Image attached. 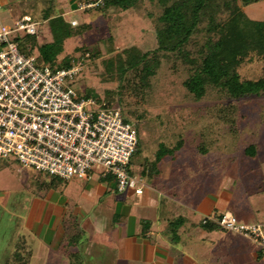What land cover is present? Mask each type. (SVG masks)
I'll return each mask as SVG.
<instances>
[{
    "label": "crops",
    "instance_id": "1",
    "mask_svg": "<svg viewBox=\"0 0 264 264\" xmlns=\"http://www.w3.org/2000/svg\"><path fill=\"white\" fill-rule=\"evenodd\" d=\"M15 1L0 0V29L23 15L33 19L23 8H13ZM24 1L32 10L30 3L36 0ZM40 1L49 3L51 16L75 20L76 25L70 14L96 10L79 8L95 0ZM44 8L39 17L49 24ZM123 11L128 10L102 13L122 18ZM81 27L87 30L88 24ZM178 155L169 157L174 162ZM249 157L251 164L231 177L226 175L231 167L211 176L176 167L142 177L133 173L140 163H131L130 174L142 178L141 193L118 192L112 175L62 180L18 171L28 196L22 206L14 192L0 189V226L8 221L0 235V264H55L57 258L59 264H264V247L202 225L210 212L230 211L241 222L264 226V158Z\"/></svg>",
    "mask_w": 264,
    "mask_h": 264
},
{
    "label": "rangeland",
    "instance_id": "2",
    "mask_svg": "<svg viewBox=\"0 0 264 264\" xmlns=\"http://www.w3.org/2000/svg\"><path fill=\"white\" fill-rule=\"evenodd\" d=\"M28 4L27 1L16 0L11 6L23 8L37 21V46L51 43L52 30L48 22L39 17L49 3L31 2L32 10L27 8ZM244 11L250 19L264 20V0L249 4ZM123 12H120L122 18L117 13L103 14L99 10L70 14L69 17L78 22L75 28L86 23L88 29L67 38L59 57L70 56L80 60L82 48L88 49L83 53H94L88 60L82 59L86 64L83 72L69 81L81 95L95 97V92L100 96L110 94L120 102L119 107L124 110L138 137L131 163L134 166L138 162L140 164L133 173L141 172L144 177L149 172L187 167L203 176H211L219 168L228 171L231 167L226 173L231 177L236 169L240 171L241 167L247 168L251 164V158L245 151L248 146H255L257 156L264 158V93L233 98L223 89L206 83L204 94L195 97L184 85L193 72L192 65L186 56L181 57L177 52L157 53L158 65L147 80H142L139 70L126 68L124 75L120 76L115 65L107 66L109 61H125L126 48L135 46L144 51L154 47L150 22L154 15L152 5L143 1L136 10ZM207 26L204 19L186 47L189 58L193 60H199L198 50L206 38L212 36L211 33L207 35ZM24 36V33L19 35L21 38ZM24 46L30 48L28 42ZM33 52L40 58L38 47ZM38 64L44 65L39 60ZM237 71L242 80H255L263 75L264 62L251 54ZM128 110L132 113H127ZM169 149L174 150L170 153ZM178 152L176 161L172 162L169 156ZM160 154L161 162L157 157ZM13 162L12 159H0V189L14 192L23 206V199L28 195L17 172L26 175L25 172L35 170ZM45 176L42 178H47ZM7 224L6 218L0 226V235L7 231ZM1 240L0 250L4 245ZM53 261L60 263L59 258Z\"/></svg>",
    "mask_w": 264,
    "mask_h": 264
},
{
    "label": "built area",
    "instance_id": "3",
    "mask_svg": "<svg viewBox=\"0 0 264 264\" xmlns=\"http://www.w3.org/2000/svg\"><path fill=\"white\" fill-rule=\"evenodd\" d=\"M103 2L81 3L79 8ZM69 23L76 25L75 20ZM20 33L37 34L30 16L0 29V159L62 180L92 173L102 178L112 175L118 192L141 193L142 178L128 171L138 137L123 109L72 87L69 80L86 65L82 59H71L67 67L39 65L34 54L20 50L16 40ZM202 223H213L264 247V226L241 222L230 211H212Z\"/></svg>",
    "mask_w": 264,
    "mask_h": 264
},
{
    "label": "trees",
    "instance_id": "4",
    "mask_svg": "<svg viewBox=\"0 0 264 264\" xmlns=\"http://www.w3.org/2000/svg\"><path fill=\"white\" fill-rule=\"evenodd\" d=\"M143 1L154 8V15L150 19L153 26L154 47L142 51L131 46L125 50V61L121 59L109 61L107 66L111 68L115 65L120 76L124 75V69L129 68L139 70L142 80H147L154 74L158 65L157 53L177 52L181 57L186 56L192 65L193 72L184 85L195 97L204 94L206 83L223 89L233 98L264 93V72L258 79L242 80L237 71L242 61L251 54L259 56L264 62V20L250 19L244 11L246 6L260 0H104L102 5L94 8L103 13L111 8L133 11ZM50 11V7L46 9L43 19H49L53 33L51 43L37 46L36 35H25L24 38L17 37L16 40L20 50L26 54H33L34 48L38 47L40 58L37 60L44 65L57 68V63L60 62L67 67L73 58L59 57L63 51V44L67 38L79 34L85 28H75L61 16H51ZM204 19L207 20L208 25L207 35L211 33L212 36H208L201 45L198 50L199 60L196 61L189 58L186 47ZM25 42H28L30 48L24 46ZM86 50L88 49H81V58L85 61L94 55L92 51L90 54L83 53ZM94 98L98 101L104 100L110 105L120 106V102L110 94L100 96L95 92ZM127 113L132 112L128 110ZM124 116L128 120L125 113ZM174 149H169V152H173ZM245 151L249 156L256 154L253 145L248 146ZM157 157L160 160L161 154ZM130 164L131 161L129 166ZM202 225L219 228L213 223Z\"/></svg>",
    "mask_w": 264,
    "mask_h": 264
}]
</instances>
